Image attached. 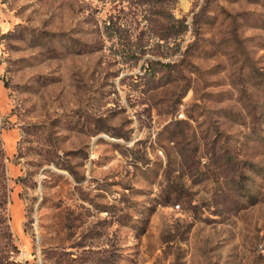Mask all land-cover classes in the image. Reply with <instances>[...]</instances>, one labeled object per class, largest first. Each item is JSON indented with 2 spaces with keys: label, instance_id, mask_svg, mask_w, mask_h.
<instances>
[{
  "label": "rangeland",
  "instance_id": "1",
  "mask_svg": "<svg viewBox=\"0 0 264 264\" xmlns=\"http://www.w3.org/2000/svg\"><path fill=\"white\" fill-rule=\"evenodd\" d=\"M0 264H264V0H0Z\"/></svg>",
  "mask_w": 264,
  "mask_h": 264
}]
</instances>
